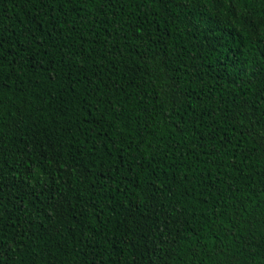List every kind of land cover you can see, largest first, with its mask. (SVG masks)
I'll return each mask as SVG.
<instances>
[{"label":"trees","instance_id":"16d2710c","mask_svg":"<svg viewBox=\"0 0 264 264\" xmlns=\"http://www.w3.org/2000/svg\"><path fill=\"white\" fill-rule=\"evenodd\" d=\"M0 264H264V0H0Z\"/></svg>","mask_w":264,"mask_h":264}]
</instances>
